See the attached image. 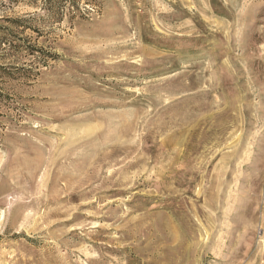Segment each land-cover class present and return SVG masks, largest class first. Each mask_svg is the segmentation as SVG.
Masks as SVG:
<instances>
[{"label":"rangeland","instance_id":"374dc122","mask_svg":"<svg viewBox=\"0 0 264 264\" xmlns=\"http://www.w3.org/2000/svg\"><path fill=\"white\" fill-rule=\"evenodd\" d=\"M0 0V264H264V0Z\"/></svg>","mask_w":264,"mask_h":264},{"label":"trees","instance_id":"16d2710c","mask_svg":"<svg viewBox=\"0 0 264 264\" xmlns=\"http://www.w3.org/2000/svg\"><path fill=\"white\" fill-rule=\"evenodd\" d=\"M63 1V0H60ZM67 0H64V2H66ZM45 5H49L50 7L52 6V1L51 0H45Z\"/></svg>","mask_w":264,"mask_h":264}]
</instances>
